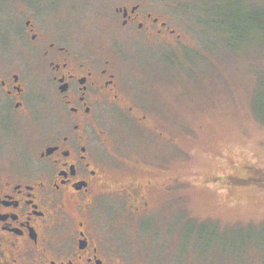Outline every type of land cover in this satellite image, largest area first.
I'll use <instances>...</instances> for the list:
<instances>
[{
    "label": "rangeland",
    "instance_id": "rangeland-1",
    "mask_svg": "<svg viewBox=\"0 0 264 264\" xmlns=\"http://www.w3.org/2000/svg\"><path fill=\"white\" fill-rule=\"evenodd\" d=\"M21 2L50 16L49 29L61 28L53 16L64 13L63 0H0V16ZM138 2L166 14L172 41H113L126 31L107 25L92 0L78 2L81 25L69 30L79 27L80 50L118 51L120 77L146 116L107 114L100 126L108 146L123 162L158 178L161 169L177 174L185 185L156 193L146 216L116 203L106 227L133 264H264V0ZM14 28L0 20V51L20 48ZM230 178L253 180L233 190Z\"/></svg>",
    "mask_w": 264,
    "mask_h": 264
},
{
    "label": "flooded vegetation",
    "instance_id": "flooded-vegetation-1",
    "mask_svg": "<svg viewBox=\"0 0 264 264\" xmlns=\"http://www.w3.org/2000/svg\"><path fill=\"white\" fill-rule=\"evenodd\" d=\"M80 1L63 0L55 30L31 4H14L0 16L20 44L0 51V264H133L105 214L111 218L121 203L146 216L156 193L172 195L185 185L177 174L161 169L158 178L140 162H123L108 146L100 126L107 114L140 123L146 116L120 77L118 51L108 56L77 46L79 27L70 32L69 25H81ZM92 1L107 25L118 22L126 31L111 34L113 41L143 37L151 46L176 35L159 6ZM230 180L238 190L253 179Z\"/></svg>",
    "mask_w": 264,
    "mask_h": 264
}]
</instances>
